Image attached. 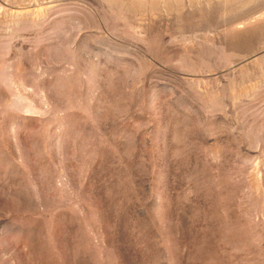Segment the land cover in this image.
<instances>
[{
    "label": "rangeland",
    "instance_id": "obj_1",
    "mask_svg": "<svg viewBox=\"0 0 264 264\" xmlns=\"http://www.w3.org/2000/svg\"><path fill=\"white\" fill-rule=\"evenodd\" d=\"M0 264H264V0H0Z\"/></svg>",
    "mask_w": 264,
    "mask_h": 264
}]
</instances>
